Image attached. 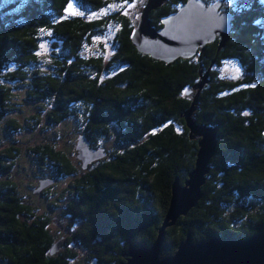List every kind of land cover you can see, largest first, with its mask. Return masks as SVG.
<instances>
[{
  "label": "trees",
  "instance_id": "1",
  "mask_svg": "<svg viewBox=\"0 0 264 264\" xmlns=\"http://www.w3.org/2000/svg\"><path fill=\"white\" fill-rule=\"evenodd\" d=\"M72 1L89 10L109 2L0 0V122L14 104V88L29 83L28 101L46 110L48 122L59 124L85 105L90 113L85 136L91 143L114 125L119 140L131 146L113 161L86 169L77 151L83 174L75 181L76 199L67 215L73 221L68 224L78 227L59 239L61 249L55 254L51 251L59 240L49 230V218L37 217L15 184L0 181V264H73L76 253L70 243L90 251L99 264H124L132 247L151 246L170 207L174 181L185 184L196 165L199 140L191 138L186 113L197 91L187 92L208 71L192 117L198 125L217 129L218 147L202 199L167 229L161 256L175 254L188 235L201 242L215 235L247 239L263 232L264 5L253 0L233 11L236 18L224 46L218 37L195 56L169 63L138 50L129 14L117 10L102 18L66 17ZM177 2L187 0H167L152 9V24L160 27ZM110 25L118 26L115 55L108 60L86 56L85 43ZM43 34L52 40V65L42 64L39 54ZM228 61L241 65L243 72L223 76ZM109 72L115 73L107 76ZM6 126L18 129L15 118ZM11 148L14 157L19 150ZM31 151L51 160L61 176L77 172L69 157L49 144ZM242 199L260 202L259 209L250 214L237 207L229 213Z\"/></svg>",
  "mask_w": 264,
  "mask_h": 264
},
{
  "label": "water",
  "instance_id": "2",
  "mask_svg": "<svg viewBox=\"0 0 264 264\" xmlns=\"http://www.w3.org/2000/svg\"><path fill=\"white\" fill-rule=\"evenodd\" d=\"M167 0H148V5L140 15L139 26L132 34L134 44L140 52L155 59L173 62L178 58H191L199 49H205L208 43L220 38V47L229 39L236 15L222 12V0L208 4L205 0H187L176 12L163 17V26L157 28L150 20V12ZM203 75L202 71L200 72ZM209 71L192 90L197 91L193 103L186 113L187 125L191 138L199 140V150L194 170L189 174L185 184L176 178L172 185V198L158 236L151 246L132 247L124 264H264V231L247 239H225L212 236L201 242H194L188 237L179 245L175 254L161 256L166 231L186 216L203 197L202 186L210 171L209 163L218 147L216 128L198 125L193 114L199 101L201 90L207 82ZM244 78V75L242 76ZM78 159L83 168L98 159L107 156L105 149L92 148L85 135L79 137L76 145ZM53 180L41 181L40 193ZM61 240L53 246L51 253L61 249ZM92 264H99L96 260Z\"/></svg>",
  "mask_w": 264,
  "mask_h": 264
},
{
  "label": "rangeland",
  "instance_id": "3",
  "mask_svg": "<svg viewBox=\"0 0 264 264\" xmlns=\"http://www.w3.org/2000/svg\"><path fill=\"white\" fill-rule=\"evenodd\" d=\"M108 1V4L99 10H89L79 2L72 1L65 12V16L81 15L79 13H83L82 15L86 14L92 18H102L108 13L122 10L132 17L136 28H138L140 20H136V17L147 0ZM206 1L210 2L212 0ZM242 2L246 5L241 6L246 7L252 4L253 0H243ZM259 2L264 5V0H259ZM117 31L118 26H106L101 33L92 36L85 43L83 53L89 57L102 56L105 60L110 59L117 52ZM39 54L42 64L52 65L54 63L52 40L46 34H43ZM236 68L240 69V73L243 72L241 65L234 61H228L222 68L223 76L235 75ZM114 73L109 72L107 76H113ZM29 86V83L17 84L13 90L14 104L11 111L0 122V181H8L15 184L21 199L30 202L33 206L35 215L49 218V230L57 242L60 238L65 239V237H68L69 232L78 227V224L75 223H72V225L68 224L73 221L67 215V210L68 205L76 199L74 195L76 191L74 187L76 185L75 181L76 179L80 180L83 174L80 164L76 160L77 150H75V147L79 136L85 135L87 117L90 113L86 111L85 105H81L79 110L76 111V116L68 117L59 124L50 123L47 121L46 110L40 104L28 101L26 90ZM12 118L16 119L17 130H12L6 126L8 119ZM120 133L116 126L111 125L107 135L101 137L97 143H91L90 141V145L92 148L100 147L110 151L111 154L102 159L113 161L115 154L131 146V144L122 143L119 140ZM43 144H49L57 151L67 155L71 163L77 168V172L71 176H61V173L58 172L51 160L42 159L38 154L31 151V148ZM12 146L19 150L18 152L14 151V154H16L14 157L10 155L13 152ZM44 180H53V183L42 190L43 196L38 197L37 194H33L31 191H38L41 184L40 181ZM31 195L37 196V198H32L33 196ZM259 205L260 202L242 199L239 203H235L229 213L234 208L242 207L243 210L253 214L259 209ZM248 217L249 215L245 214V218ZM57 221H60V223H57ZM68 247L76 253L73 264L93 263V259L90 258L92 255L90 251L72 243Z\"/></svg>",
  "mask_w": 264,
  "mask_h": 264
},
{
  "label": "flooded vegetation",
  "instance_id": "4",
  "mask_svg": "<svg viewBox=\"0 0 264 264\" xmlns=\"http://www.w3.org/2000/svg\"><path fill=\"white\" fill-rule=\"evenodd\" d=\"M206 1V0H205ZM215 1H218V0H212V1H210V2H208V1H206L208 4H212V3H214ZM223 1V4H222V12H226V13H233V11H236L239 7H241V5H243L244 3L242 2L243 0H222ZM148 3V0H147V2H146V4ZM183 2H177V5H176V10L174 11H172L171 13H173V12H176V11H178L184 4H182ZM145 4V5H146ZM145 5L142 7V9H141V12H139L138 14H137V17H136V20L137 19H139V17H140V15L144 12V10H145ZM171 13H169L168 12V15L169 14H171ZM167 16V15H166ZM163 17H165V16H163ZM234 22V21H233ZM163 26V24L160 26V27H157V28H161ZM95 148H97V149H100V147H95ZM107 152V155L109 156L110 155V151H106ZM109 153V154H108ZM103 159H98L97 161H94L93 163H91V165H96V164H99V162H101ZM90 165V164H89ZM90 165V166H91ZM115 205L116 204H112V206L115 208V209H113L112 208V213H114V212H116V207H115ZM111 207V206H110ZM115 210V211H114Z\"/></svg>",
  "mask_w": 264,
  "mask_h": 264
},
{
  "label": "snow or ice",
  "instance_id": "5",
  "mask_svg": "<svg viewBox=\"0 0 264 264\" xmlns=\"http://www.w3.org/2000/svg\"><path fill=\"white\" fill-rule=\"evenodd\" d=\"M79 14H83V13H79ZM41 47H43V45H41ZM236 75L239 76L241 73H240V69L239 68H236ZM185 92H187V89H185ZM245 115H247V113H245Z\"/></svg>",
  "mask_w": 264,
  "mask_h": 264
}]
</instances>
